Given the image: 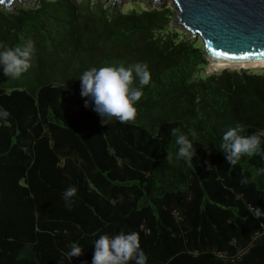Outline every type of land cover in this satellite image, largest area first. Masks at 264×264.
<instances>
[{"label": "trees", "instance_id": "1", "mask_svg": "<svg viewBox=\"0 0 264 264\" xmlns=\"http://www.w3.org/2000/svg\"><path fill=\"white\" fill-rule=\"evenodd\" d=\"M175 12L113 0L0 8V50L34 45L20 78L0 67V264H92L99 236L121 231L139 233L146 264H264V217L249 211L264 210V137L234 166L221 150L237 124L264 130V73L208 74ZM135 63L151 75L135 121L103 124L79 77ZM173 129L195 131L192 161L177 157ZM73 244L83 251L70 259Z\"/></svg>", "mask_w": 264, "mask_h": 264}, {"label": "clouds", "instance_id": "2", "mask_svg": "<svg viewBox=\"0 0 264 264\" xmlns=\"http://www.w3.org/2000/svg\"><path fill=\"white\" fill-rule=\"evenodd\" d=\"M33 50L34 45L31 40L24 42L22 46L4 47L0 50V67L3 74L13 79L20 78L31 66ZM137 78L139 86L135 84ZM79 79L81 96L90 98L85 101V106L91 101L94 104L93 110L102 117L103 124H107L106 118H115L121 123H128L135 121L137 117L136 105L143 95L142 88L150 82L151 75L146 63H135L127 67L123 64L93 67L86 70ZM8 116L7 110H0V118L7 120ZM243 131V125L237 124L229 128L222 137L221 150L230 165H236L242 156L261 154L260 146L264 130L251 135H244ZM172 133L177 137V157L192 161L196 153L189 136L194 139L195 131L190 130L186 135L178 129H173ZM248 182V178L241 180L242 184ZM76 192L75 187H70L64 191L63 198L69 201ZM249 211L257 219L264 217V210L259 207H250ZM94 248L92 264H129L130 261H135V264H146L147 257L141 249L139 233L135 231L127 234L121 231L115 236L100 235L94 243ZM82 251L81 247L73 244L67 256L71 259L80 256Z\"/></svg>", "mask_w": 264, "mask_h": 264}, {"label": "water", "instance_id": "3", "mask_svg": "<svg viewBox=\"0 0 264 264\" xmlns=\"http://www.w3.org/2000/svg\"><path fill=\"white\" fill-rule=\"evenodd\" d=\"M20 1L37 3L39 0H0V8L10 10ZM154 1L163 3L166 0ZM171 2L176 10L172 25L182 27L193 38L201 37L208 59V74L217 72V68L211 64L213 60L264 62V0Z\"/></svg>", "mask_w": 264, "mask_h": 264}, {"label": "rangeland", "instance_id": "4", "mask_svg": "<svg viewBox=\"0 0 264 264\" xmlns=\"http://www.w3.org/2000/svg\"><path fill=\"white\" fill-rule=\"evenodd\" d=\"M104 4L109 3L112 0H102ZM31 2L30 1H20L17 4L14 5V7L16 6H20V5H29ZM171 5L173 7V4L171 2V0H166L163 3H157L154 0H118L115 2V6L118 9H121L123 11H129L131 10V8L133 7H140V8H153L156 6H162V5ZM176 27L178 29V32H182V34L180 35L181 37H185L186 35L183 34V32L185 34H189V32L185 31L182 27L180 26H173ZM195 40L197 41L198 44H200L201 46L204 47V43L201 39V37H197L195 38ZM228 69H248L250 72H255V73H264V65H256V66H246V67H226ZM209 66L207 65L205 70H208ZM225 69V67L219 68L217 69V71L223 70Z\"/></svg>", "mask_w": 264, "mask_h": 264}, {"label": "bare ground", "instance_id": "5", "mask_svg": "<svg viewBox=\"0 0 264 264\" xmlns=\"http://www.w3.org/2000/svg\"><path fill=\"white\" fill-rule=\"evenodd\" d=\"M211 64L216 67L217 69L222 67H246V66H256V65H264V62H251V63H230V62H220L213 60Z\"/></svg>", "mask_w": 264, "mask_h": 264}]
</instances>
